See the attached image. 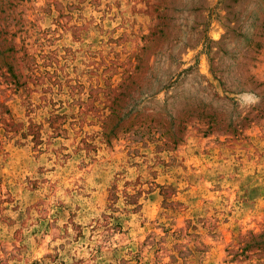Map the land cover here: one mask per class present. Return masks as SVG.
I'll return each instance as SVG.
<instances>
[{
	"label": "rangeland",
	"instance_id": "374dc122",
	"mask_svg": "<svg viewBox=\"0 0 264 264\" xmlns=\"http://www.w3.org/2000/svg\"><path fill=\"white\" fill-rule=\"evenodd\" d=\"M263 232L264 0H0V264H264Z\"/></svg>",
	"mask_w": 264,
	"mask_h": 264
},
{
	"label": "trees",
	"instance_id": "16d2710c",
	"mask_svg": "<svg viewBox=\"0 0 264 264\" xmlns=\"http://www.w3.org/2000/svg\"><path fill=\"white\" fill-rule=\"evenodd\" d=\"M115 99L113 100V104H115ZM113 129V128H112ZM113 133V130L109 131V136L110 134ZM106 138H108V136L106 135ZM108 141V139H107ZM259 239V241H257V239ZM254 240V237H252L248 242L244 243L243 247L240 248L239 250H241V255L245 254L247 251H249L251 248H257V249H261L263 250V246H264V241L262 240L264 238V232L262 234H260L258 237H256Z\"/></svg>",
	"mask_w": 264,
	"mask_h": 264
}]
</instances>
